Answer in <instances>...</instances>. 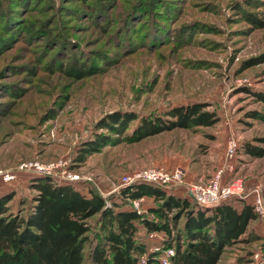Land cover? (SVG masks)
I'll return each mask as SVG.
<instances>
[{
  "label": "rangeland",
  "instance_id": "rangeland-1",
  "mask_svg": "<svg viewBox=\"0 0 264 264\" xmlns=\"http://www.w3.org/2000/svg\"><path fill=\"white\" fill-rule=\"evenodd\" d=\"M1 2L10 5L16 25L5 30L0 19V38L7 42L0 53V84L18 93L0 91V168L64 158L71 169L79 145L101 133L112 141L71 165L73 172L89 177L77 188L118 201L123 175L159 168L179 171L180 184L168 190L185 196L187 186L209 182L232 136L238 143L233 168L221 184L239 177L243 191L256 185L264 195V155H250L243 147L264 149V103L257 97L264 92V25L248 19L264 22V0ZM83 4H96L100 13L77 12ZM130 8L133 13L127 15ZM22 28L37 33L30 36ZM63 39L61 50L55 41ZM80 65L87 75H72ZM190 102L205 103L217 121L134 142L122 139L134 120L122 136L95 128L114 110L145 117ZM29 176L0 182V191L13 192V210L26 208L34 194ZM151 203L142 202V212ZM250 226L260 238L226 247L215 264H262L264 220ZM151 243L147 240L148 247Z\"/></svg>",
  "mask_w": 264,
  "mask_h": 264
},
{
  "label": "trees",
  "instance_id": "trees-1",
  "mask_svg": "<svg viewBox=\"0 0 264 264\" xmlns=\"http://www.w3.org/2000/svg\"><path fill=\"white\" fill-rule=\"evenodd\" d=\"M6 1L24 4L25 0ZM83 5L77 12L91 13L94 17L100 13L96 4L90 8ZM9 6L0 3V19L5 20V30L16 25ZM132 13L130 8L126 14ZM248 19L264 25L254 17ZM22 29L30 36L37 33L31 32V28ZM154 36L150 34L152 42H155ZM55 42L61 50L66 47L64 39ZM6 43L0 38V53L6 49ZM84 69L82 65L73 67L71 73L83 77L88 73ZM2 89L0 91L18 93L11 85ZM257 97L264 103V92ZM2 105L0 111L4 110ZM133 120L135 124L122 136ZM216 121L217 116L206 109L205 103L190 102L145 117H138L132 111L114 110L99 119L95 128L134 142L173 129L211 126ZM110 139L107 134L95 133L84 140L74 153L71 165L84 162L101 145L110 143ZM243 147L250 155H264L263 148L248 143ZM27 180L34 194L26 208L13 210L9 204L13 192L0 191V264H156V252L148 250L145 238L151 230L162 233L157 241L161 246L173 247L169 264H215L226 247L260 238L250 226L257 216L245 197H230L217 205L201 207L187 195L173 194L169 187L134 182L120 187L116 201L93 189L77 188V185L81 187L80 182L56 183L40 175H32ZM139 197L152 202L140 214L130 206V200ZM94 216L96 219L92 221ZM143 255V262H140Z\"/></svg>",
  "mask_w": 264,
  "mask_h": 264
},
{
  "label": "built area",
  "instance_id": "built-area-1",
  "mask_svg": "<svg viewBox=\"0 0 264 264\" xmlns=\"http://www.w3.org/2000/svg\"><path fill=\"white\" fill-rule=\"evenodd\" d=\"M237 140L229 137L224 148V161L215 168L209 182L204 186L189 185L185 188L186 195L197 205L209 207L217 205L230 197H245L253 207L257 218L264 220V195L259 186L254 185L243 191L242 181L239 177L231 178L224 184H221L225 174L232 170V159L237 149ZM19 174L40 175L50 177L56 183L77 184L80 181L89 179L87 176H80L68 167V160L56 158L46 162L40 160H24L14 166L0 168V182L8 184L17 180ZM179 171L175 170L173 174L165 172L159 168H140L123 175L120 178L119 187L129 185L134 182H148L160 186L172 187L180 184ZM80 187V185H77ZM143 197L130 200L131 208L136 213H141ZM158 231H148L146 238L154 240L149 251L156 252V264H169L170 257L174 254L171 246H161L155 239L159 237ZM144 255L140 262H143ZM262 260V255H261Z\"/></svg>",
  "mask_w": 264,
  "mask_h": 264
},
{
  "label": "crops",
  "instance_id": "crops-1",
  "mask_svg": "<svg viewBox=\"0 0 264 264\" xmlns=\"http://www.w3.org/2000/svg\"><path fill=\"white\" fill-rule=\"evenodd\" d=\"M26 176H28V175H26ZM29 177H30V176H29ZM172 193H173V191H172ZM173 194H175V193H173ZM143 198H144V197H143ZM146 201H147V202H148V201L151 202V199L144 198V199H143V202L145 203ZM253 223H254V222H252V224H253ZM159 234H160V236H159V237H156L155 239H161V238H162V236H163L162 233L159 232ZM145 238H146V236H145ZM146 239H147V238H146ZM147 240H149V239H147ZM153 241H154V240H153ZM151 244H152V243H151ZM151 244H150V246H151ZM150 246L148 247V249L150 248Z\"/></svg>",
  "mask_w": 264,
  "mask_h": 264
}]
</instances>
